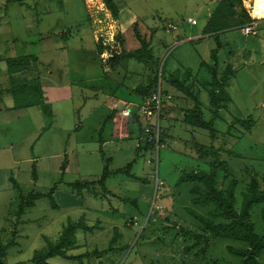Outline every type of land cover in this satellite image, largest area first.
<instances>
[{
    "label": "rangeland",
    "instance_id": "obj_1",
    "mask_svg": "<svg viewBox=\"0 0 264 264\" xmlns=\"http://www.w3.org/2000/svg\"><path fill=\"white\" fill-rule=\"evenodd\" d=\"M114 1L119 7L117 17L103 0H0L1 86L9 84L6 59L28 54L38 57L32 63L34 70L30 68L17 75L37 74L44 89L51 80L72 85L70 100L52 102L53 93L49 89L50 99L43 103L46 106L11 109L0 115V240L7 245L0 261L34 264L37 254L58 245L68 223L82 221L84 217L93 231L76 229L72 236L75 245L67 251L72 257L83 256H54L47 260L48 264H243L241 256L231 252L229 246L240 249L249 244L220 236L203 244L193 236L201 232L195 213L209 217L214 205H195L190 193L195 182L185 176L210 170L209 161L214 155L204 150H210L213 143L214 147L223 148L218 157L228 163V171L218 167L219 182L228 187L233 179L237 181L234 185L237 210L250 178L256 176L261 180L264 18L256 35H244L235 20L225 17L220 26L227 27L217 31L220 36L215 37L203 32V28L222 0ZM240 7H244L243 0ZM128 8L138 16L131 24L127 23L128 17L120 15ZM188 18L195 19L197 24H191ZM135 27L143 39L152 41L154 58L145 61L125 58L114 64L113 56L129 50L136 53L141 47ZM190 35L199 38L189 39ZM99 45L104 48L102 52ZM213 50L218 51L220 61L212 64L211 72L204 65L200 69L202 60L212 63ZM229 57L233 74L222 82L221 67L227 65ZM153 66L160 88L173 97L161 109L159 141L163 147L156 152L151 142L150 152L134 159L133 146L138 147L137 141H143V134L137 136L135 117L144 122L139 117L143 99L135 88L149 83ZM188 69L192 77L183 86L196 97L169 82L170 78L183 81V72ZM213 70H218L217 79L221 81L218 89L210 84ZM211 88L217 93L214 95L223 97L222 104L228 105L220 108L213 120V127L219 130L214 139L207 129L185 123L189 111L198 104L206 121L213 118ZM106 95L122 99L124 109L130 106L134 112L123 116L122 111L123 115L118 116L120 138L111 135L113 124L107 121V108L103 106ZM12 103L10 95L0 101V107ZM249 116L253 123L248 121L252 125L247 131V123L238 119ZM126 132L130 137L125 136ZM101 134L109 142L102 147V153L100 143L90 137ZM65 153L68 166L65 174H61ZM46 155H51L50 159ZM41 156L39 166L37 162L39 179L35 181L32 164ZM104 156L113 158L107 164L112 171L133 162L131 175L120 171L109 177L106 185L110 194L99 186L89 189L98 197L88 192V188L80 196L74 194L71 182L101 177L108 162ZM12 177L22 192L14 186ZM54 183L57 186L53 200L57 207L44 196L18 214L21 195L26 197L34 190L46 193ZM262 208L264 203L254 204L250 218L260 235L264 232ZM258 261L264 264V253Z\"/></svg>",
    "mask_w": 264,
    "mask_h": 264
},
{
    "label": "trees",
    "instance_id": "obj_2",
    "mask_svg": "<svg viewBox=\"0 0 264 264\" xmlns=\"http://www.w3.org/2000/svg\"><path fill=\"white\" fill-rule=\"evenodd\" d=\"M17 1V0H13ZM19 2H22V0H18ZM103 2L106 4L107 8L111 12V14L115 17L118 16V10L119 7L117 6L116 2L114 0H103ZM242 3V0H222L220 6H218L215 13H211V16L209 17L207 24L205 28L203 29V32L210 33L212 35H215V37L220 36V34L217 33V31H223L224 28L227 27V25H222L223 18L225 17H231L233 20H235L238 27H241L242 25L250 22L252 20L251 16H249L248 11L244 7H240ZM237 16L239 18L237 19ZM222 22H221V21ZM220 26V27H219ZM135 36L137 40L140 42L141 47L137 50V52H131L132 50H129L128 52L122 53V55H116L112 57V62L115 64L117 61L124 60L125 58H135L138 59V61H145L146 58L152 59L154 58L153 54V47H152V41L149 42L142 38V35L140 33V30H138L137 27L134 28ZM214 33V34H213ZM121 40H123V37H121ZM123 43V42H122ZM223 45V44H222ZM221 45L218 43L217 47H220ZM103 47L101 45L98 46V50L100 52L103 51ZM230 57L228 58L227 65L225 67H221L222 71V82H225V79L227 78L228 74H233V69L230 67L231 63L229 61ZM210 60L212 63H208L204 60L201 61V66H206L209 72H211V66L212 64L216 65L220 59L218 56V51L213 50V52L210 54ZM38 61V57L33 54L28 55H21L18 57H9L6 59V73L8 75L9 84L7 85V88H5V91L8 93H11L13 96L14 105L13 108L20 109V108H27V107H33V106H40L44 102V94L43 89L41 86V83L37 81V77L35 76H20L17 75L20 72L23 71H29L32 67V63ZM112 63V64H113ZM219 65V64H218ZM216 66V68L218 67ZM34 67H36L34 65ZM34 70V68H33ZM156 69L154 70V66L151 67V75L149 83L137 86L135 88V91L139 93L138 95L141 97V99L146 98L147 96L151 95L153 92L157 90L159 86L158 79L155 78ZM183 81H180L179 79L172 80L173 78L169 79V82L174 84L180 91L186 92L190 94L191 96L196 97L189 91V88H185L183 86V83L192 77V73L190 72V69L185 70L183 72ZM217 71H214L210 74L212 81L210 84L212 88H220L221 81L217 79ZM199 75V72L196 74V76ZM195 79H198L195 78ZM212 88L211 90V103L215 106V111L213 113V118L209 121H206L203 118V111L199 107V104L196 105L193 109H191L189 112L190 114L185 117V123L191 124L195 127H200L203 129H207L210 132L211 138L214 139L219 134V130H216L213 127L214 119L216 116H218L219 109L222 107H226L228 105L222 104L225 100L220 95H214L215 93ZM222 92L223 89L221 88ZM163 91V90H162ZM164 92V91H163ZM167 94H170L166 90ZM224 95V92L222 93ZM173 98V97H172ZM172 100V99H171ZM170 100V101H171ZM167 104V103H166ZM138 117H135V122L138 123ZM241 123L246 124L247 123V131L251 130V125L253 123V119L251 116L244 119H238ZM248 121H252V123H248ZM143 128V127H142ZM138 133L140 135L143 134V130H139ZM244 133V132H243ZM165 134V133H164ZM164 137V136H162ZM165 140V138H164ZM152 143L148 141H141L140 145L136 147L137 155L139 156L142 152H150ZM198 146V145H197ZM200 147V146H199ZM204 150V147H203ZM223 148H216L214 147V144L212 143V147L209 149L204 150L205 152L211 153L214 155V158L209 161L210 170L209 171H197L193 173L186 174L185 179L194 181L195 184L190 188V193L192 194V202L200 207H207L209 204H213V210L209 212V217L195 213V216L197 220L200 223L201 232L194 233L195 239L198 240L200 243H210L212 238H216L217 236L220 237H227L231 240H237L243 243L249 244L247 248H240L236 249L234 247L229 246V250L242 258L243 264H263L258 261V257H260L264 253V232L260 235L257 234L254 230V223L252 222L251 218V210L254 204L257 203H264V172L262 176H260L261 180L258 181L256 176H253L250 178L249 185L246 189V191L243 193V201L240 206V210H237L236 205V196H235V190L234 185L237 183L236 179H233L231 181V184L228 187L224 186V182L221 181V183L218 180V167H224L225 170L228 171V163L224 160L219 159V153ZM227 152L232 153L230 149H227ZM105 161H108L107 158L104 157ZM108 162L104 165L103 173L101 177L97 180L93 181H75V183H72V188L77 192L81 193L82 190L85 188L90 189V187H102L105 190V194H110L111 191L107 190L106 182L107 179L110 177V174L112 172L114 174L120 173V171L126 172L129 176L131 175V168L133 166V163L130 162L126 165L123 169H117L116 171H111L109 169V166L107 165ZM228 176V172L227 175ZM32 177L33 179L37 178V172L35 170V165L33 164L32 167ZM12 183L14 186L20 190L19 192H22L20 189V184L15 181V179L11 178ZM94 196L98 197L99 195L89 190ZM53 192L54 187L46 192H38V191H31L27 194V196L21 195V204L19 205L18 214H22L25 212V208L31 207L34 205V201L36 199H39L41 197H49L52 201V206L57 207V205L54 203L53 200ZM262 220L264 222V208H262ZM197 214V215H196ZM82 218V217H81ZM80 218V219H81ZM221 219V220H219ZM82 218V221H74L73 223H68L64 229H63V236L60 239L58 245L50 247L45 253L37 254L33 259L34 264H48L47 260L54 256H61L65 258H80L83 255H79L76 257H72V255H69L67 253L68 249L72 248L75 245V240L72 238L74 236V233L76 229L82 228L86 231L90 230L93 231L92 227L88 226L86 221ZM209 233V235H207ZM2 240V239H1ZM0 240V255L4 254V247L7 245L2 244V241ZM192 245L187 246L186 249L188 250L191 248ZM67 248V249H65ZM0 264H4L0 261Z\"/></svg>",
    "mask_w": 264,
    "mask_h": 264
},
{
    "label": "crops",
    "instance_id": "obj_3",
    "mask_svg": "<svg viewBox=\"0 0 264 264\" xmlns=\"http://www.w3.org/2000/svg\"><path fill=\"white\" fill-rule=\"evenodd\" d=\"M256 2V0H243V6H244V8L248 11V13L250 14V15H252L251 14V10L250 9H248V8H250V5L251 6H253V8H254V3ZM253 10V9H252ZM120 15L122 16V17H124V18H127L128 17V24H131L135 19H136V17H138V16H136V14H134L133 13V11L131 10V9H124L123 10V12L121 13L120 12ZM210 17V16H209ZM189 19V18H188ZM260 19H262V17H260ZM197 24V23H196ZM206 26V25H205ZM205 26H204V28H205ZM203 28V29H204ZM190 38H192V39H195V38H199V37H197V36H195V37H193V36H189V39ZM6 64V63H5ZM0 70H2V68H0ZM34 77L35 76H37V74L36 75H33ZM38 77H40V76H38ZM44 85V84H43ZM43 85H42V89H43V94H44V102H48V100L50 99V97L48 96V90L49 89H51L52 91H51V93H53L52 94V96H51V101L52 102H54V101H60V100H70V99H72V85L70 84V83H68V84H65V85H62V84H60V83H54L53 82V80H51L49 83H47L46 85H45V89H44V87H43ZM5 88H7V85L5 84V85H2L1 86V82H0V101H3V99L5 98V97H7V96H10V95H12L11 93H8V92H6L5 91ZM61 88H62V90H61ZM64 92V93H62V92ZM58 93H62V94H58ZM68 93V94H67ZM55 94H58V95H55ZM43 102V103H44ZM42 103V104H43ZM122 103H123V100L122 99H120V98H116L114 95H106V99H105V101H104V103H103V106H105L106 108H107V112H108V114H107V117H106V119H107V121H111L112 122V124H113V126H112V132H111V135L114 137H116V138H118L119 137V135H117V132H118V127H119V124H118V116H120V114H122V110L124 109V106L122 105ZM41 104V106L40 107H44V106H46V103L45 104H43L42 105ZM123 104H125V103H123ZM13 105H14V101H13V103L11 104V105H7V106H4V107H0V115H3V114H5V112H7V111H10L11 109H15V108H13ZM12 111H15V110H12ZM53 112V111H52ZM134 114V112L132 111V114L131 115H133ZM122 116V115H121ZM139 119V118H138ZM102 121V120H101ZM142 123L141 122H139V120H138V128H139V130L141 131V129H142ZM128 127V133L130 132L131 133V131H130V129H129V126H127ZM77 128V127H76ZM75 128V129H76ZM79 128V127H78ZM128 133L126 132V133H124L125 134V136L126 137H130V135H128ZM137 136H139V133H138V135ZM91 137V140H93V141H98L99 143H100V148H99V152H103V149H102V147L103 146H106V145H108L109 144V142H108V140H106V138H104L103 137V135L101 134V135H99L98 137H96V136H94V135H92V136H90ZM120 138V137H119ZM122 138V137H121ZM136 142V141H135ZM135 147V148H134ZM133 148H134V153H133V155H134V159L138 156L137 155V151H136V144H135V146H133ZM65 151H63V152H61V153H64ZM142 153H144V152H142ZM141 153V154H142ZM65 156H64V160L62 161V163H61V165H60V171H61V174H65V172H66V169H67V166H68V158H67V154L65 153L64 154ZM43 156H41V157H39V158H36V159H34L35 161H34V165H35V170H36V172H37V178L36 179H34L35 181H38V179H39V174H38V170H37V162H38V166H39V164H40V159L42 158ZM46 157H48L49 159H50V157H51V155H46ZM105 158H107L108 159V163L113 159L111 156H109V157H106V156H104ZM52 159H53V157H52ZM133 159V160H134ZM130 163V162H129ZM133 163V162H132ZM33 164H32V167H33ZM109 166V165H108ZM133 167V166H132ZM104 169V168H103ZM109 169H110V167H109ZM111 170V169H110ZM112 171V170H111ZM52 173V172H51ZM131 173H132V168H131ZM112 175H114V173L112 172V174H110V177L112 176ZM77 181H80V182H84V181H87V180H77ZM88 181H92V180H88ZM72 183H75V182H71L69 185L70 186H73V185H71ZM106 184H107V182H106ZM56 186L57 185H55V183L46 191V192H48V191H50L53 187H54V192H53V194L55 193V190H56ZM107 186V185H106ZM107 190H109L110 191V189L107 187ZM34 191H38V192H44V191H41V190H34ZM88 192H90L89 191V189L87 190ZM74 192V194H76V195H78V196H80V194L79 193H77L76 191H73ZM103 213H105V214H107L108 215V213L106 212V211H104L103 210ZM106 215V216H107ZM84 218V217H83ZM121 261V260H120ZM116 264V263H115Z\"/></svg>",
    "mask_w": 264,
    "mask_h": 264
},
{
    "label": "built area",
    "instance_id": "obj_4",
    "mask_svg": "<svg viewBox=\"0 0 264 264\" xmlns=\"http://www.w3.org/2000/svg\"><path fill=\"white\" fill-rule=\"evenodd\" d=\"M252 11L253 6L250 5L248 8ZM252 20L240 27L241 32L244 35H256L258 32V25L260 23V17H255L251 15ZM264 18V16H263ZM188 21L191 24H196L197 21L193 18H189ZM175 28V27H174ZM172 99L171 94H167L162 91L160 87L157 88L155 92L151 95L147 96L142 101V113H139V117H142L143 122V142L148 141L155 144L156 152L159 151L161 147H163V143L159 141L160 137V123L159 120L162 118L161 109L166 105V103L170 102ZM124 113L123 116H130L132 114V109L130 106H126L125 109L122 110ZM142 138V137H141ZM154 138V140H153ZM141 142V141H140ZM139 140L137 144L140 145ZM138 145V146H139ZM156 185L158 186V178L156 177ZM137 224V221L135 222ZM125 262H120V264H124Z\"/></svg>",
    "mask_w": 264,
    "mask_h": 264
},
{
    "label": "bare ground",
    "instance_id": "obj_5",
    "mask_svg": "<svg viewBox=\"0 0 264 264\" xmlns=\"http://www.w3.org/2000/svg\"><path fill=\"white\" fill-rule=\"evenodd\" d=\"M252 14L257 16V17H263L264 16V0H256V2L254 3V8L252 10Z\"/></svg>",
    "mask_w": 264,
    "mask_h": 264
},
{
    "label": "clouds",
    "instance_id": "obj_6",
    "mask_svg": "<svg viewBox=\"0 0 264 264\" xmlns=\"http://www.w3.org/2000/svg\"><path fill=\"white\" fill-rule=\"evenodd\" d=\"M142 127H143V125H142Z\"/></svg>",
    "mask_w": 264,
    "mask_h": 264
}]
</instances>
